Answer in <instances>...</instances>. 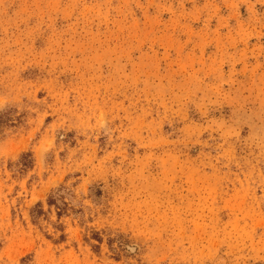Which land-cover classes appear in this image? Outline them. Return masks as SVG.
<instances>
[{
  "label": "rangeland",
  "instance_id": "1",
  "mask_svg": "<svg viewBox=\"0 0 264 264\" xmlns=\"http://www.w3.org/2000/svg\"><path fill=\"white\" fill-rule=\"evenodd\" d=\"M0 264H264V0H0Z\"/></svg>",
  "mask_w": 264,
  "mask_h": 264
}]
</instances>
